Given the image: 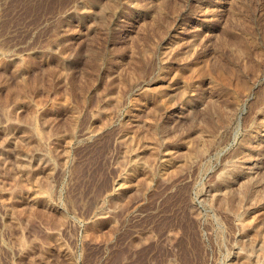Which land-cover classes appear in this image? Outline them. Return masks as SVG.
<instances>
[{
  "label": "rangeland",
  "instance_id": "rangeland-1",
  "mask_svg": "<svg viewBox=\"0 0 264 264\" xmlns=\"http://www.w3.org/2000/svg\"><path fill=\"white\" fill-rule=\"evenodd\" d=\"M0 264H264V0H0Z\"/></svg>",
  "mask_w": 264,
  "mask_h": 264
},
{
  "label": "bare ground",
  "instance_id": "bare-ground-1",
  "mask_svg": "<svg viewBox=\"0 0 264 264\" xmlns=\"http://www.w3.org/2000/svg\"><path fill=\"white\" fill-rule=\"evenodd\" d=\"M161 12V11H160ZM159 13V12H158ZM162 15V14H161ZM155 16V15H154ZM156 19V18H155ZM236 19V18H235ZM261 59V58H260ZM204 65V64H203ZM215 65V64H214ZM196 68V67H195ZM194 68V69H195ZM210 68V67H209ZM214 70V69H213ZM208 71V70H207ZM212 71V70H211ZM181 72V71H180ZM179 72V73H180ZM201 72H203V71H201ZM178 73V74H179ZM180 75V74H179ZM184 75V74H183ZM182 76V75H181ZM179 78V77H178ZM216 78V77H215ZM224 78V77H223ZM236 79V78H235ZM241 83V82H240ZM252 83V82H251ZM247 84V83H246ZM247 88V87H246ZM237 93V92H236ZM143 96V95H142ZM208 166V165H207ZM207 169V168H206ZM228 176V175H227ZM39 190V189H38ZM44 191V190H43ZM37 192V191H36ZM260 197H261V194H260ZM254 198V197H253ZM240 200V199H239ZM238 203V202H237ZM234 206V205H233ZM237 206V205H236ZM236 211V210H235ZM242 211V210H241ZM235 216V215H234ZM241 218V217H240ZM237 219V218H236ZM240 220H242V219H240ZM243 220H245V219H243ZM241 223V222H240ZM247 223V222H246ZM242 224V223H241ZM257 228V227H256ZM254 230H255V228H254ZM218 231V230H217ZM219 236V235H218ZM67 254V253H66ZM256 255V254H255ZM257 256V255H256ZM69 257V256H68ZM245 257V256H244ZM245 258H247V257H245ZM251 258V257H250ZM241 259H243V258H241ZM253 261V260H252ZM254 263H256V262H254ZM260 263V262H259ZM263 263V262H262Z\"/></svg>",
  "mask_w": 264,
  "mask_h": 264
}]
</instances>
